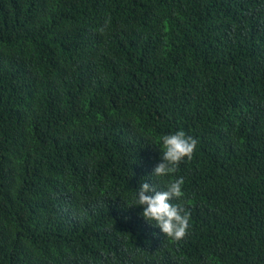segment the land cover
Returning <instances> with one entry per match:
<instances>
[{"label": "trees", "instance_id": "obj_1", "mask_svg": "<svg viewBox=\"0 0 264 264\" xmlns=\"http://www.w3.org/2000/svg\"><path fill=\"white\" fill-rule=\"evenodd\" d=\"M181 129L175 241L130 203ZM0 264H264V0H0Z\"/></svg>", "mask_w": 264, "mask_h": 264}, {"label": "clouds", "instance_id": "obj_2", "mask_svg": "<svg viewBox=\"0 0 264 264\" xmlns=\"http://www.w3.org/2000/svg\"><path fill=\"white\" fill-rule=\"evenodd\" d=\"M161 162L157 163L152 175L164 185L157 190L156 184L144 182L136 190L130 206H141L144 220L158 227L161 232L180 241L190 228L191 213L183 202L185 178L177 175L181 163L191 160L199 140L184 130H177L159 137Z\"/></svg>", "mask_w": 264, "mask_h": 264}]
</instances>
